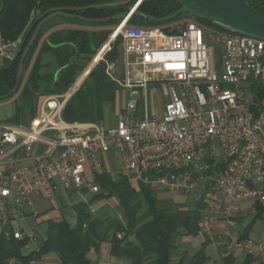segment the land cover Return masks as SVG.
Wrapping results in <instances>:
<instances>
[{"label": "built area", "instance_id": "built-area-1", "mask_svg": "<svg viewBox=\"0 0 264 264\" xmlns=\"http://www.w3.org/2000/svg\"><path fill=\"white\" fill-rule=\"evenodd\" d=\"M130 20L112 27L97 54L96 64L105 62L120 42L123 77L116 64L107 68L127 92L115 126L66 122L63 113L73 89L47 97L32 128L0 122L5 237L27 238V247L39 248L37 235L12 229L14 212L32 208L35 195L52 201L61 190L99 193L88 173L105 174L106 159L114 156L120 159V175L136 187L203 200L199 227L205 233H213L221 221L234 227L244 203L264 209V40L217 32L223 47L218 73L215 48L195 20L177 34ZM17 52L15 43L0 49L10 62ZM157 86L168 88L170 96L158 117L148 106ZM228 237L230 252L243 251L264 264L263 242Z\"/></svg>", "mask_w": 264, "mask_h": 264}, {"label": "trees", "instance_id": "trees-1", "mask_svg": "<svg viewBox=\"0 0 264 264\" xmlns=\"http://www.w3.org/2000/svg\"><path fill=\"white\" fill-rule=\"evenodd\" d=\"M115 0H0V32L4 43H16L22 39L14 61L0 70V96L8 94L14 87L20 56L38 24L51 13L60 11L83 16L89 19H103L128 12L137 0H124V4L110 6ZM251 7L264 14V2H254ZM180 9L174 0H143L138 8L142 14L163 19L170 17ZM190 15H182L175 20L157 24L145 19L132 17V25L161 27L165 32L177 34L180 31L169 26L183 21ZM195 21L212 27L220 32L232 34L216 25L198 18ZM80 22V21H77ZM83 23V22H80ZM109 24H89L94 27H109ZM110 32L88 33L71 32L64 40L54 38L46 41L45 49L54 50L59 57V74L42 77L35 64L29 79L26 93L52 95L67 91L78 74L108 39ZM235 35V34H232ZM41 40V33L32 48L24 71L29 68L31 58ZM120 44V42H118ZM117 43V44H118ZM114 52L108 57L115 59ZM98 58L95 59V64ZM92 67L88 70L90 71ZM106 65L100 63L89 75L80 90L67 103L63 118L66 122H103L107 106L116 103L118 89L106 76ZM99 193L94 194L89 203H80L75 207V224L63 218L60 221H48L47 229L40 238L38 251L24 255L28 246L27 238L17 240L14 236L5 237L0 233V264H30L50 253L58 255L61 264H92L87 255L104 242L111 243L112 255L127 258L130 264H204L205 247L189 256L180 253L178 240L196 237L202 233L199 221L206 204L203 200L195 204H178L171 200L159 201L158 191L152 188L136 187L127 179L103 174L96 177ZM115 199L122 211L121 216L93 213L91 206L97 202ZM145 207L147 210L141 213ZM255 217L245 229L240 241L249 240V236L258 219L264 214L259 205L254 206ZM122 235L119 239L118 235ZM252 259L251 257H249Z\"/></svg>", "mask_w": 264, "mask_h": 264}, {"label": "crops", "instance_id": "crops-1", "mask_svg": "<svg viewBox=\"0 0 264 264\" xmlns=\"http://www.w3.org/2000/svg\"><path fill=\"white\" fill-rule=\"evenodd\" d=\"M105 27H94L87 24H83L77 21L57 18L50 21L41 31V40L36 47L34 54L31 58L29 68L24 71L23 75V83L19 88L18 93L5 101H0V122L4 123H13L17 125L24 126L26 128H32L38 121L39 110L41 109L45 99L47 97H61L68 93L73 89L79 91L82 85L85 83L89 75L93 72V70L101 63L95 65V59H99L100 56L94 58L95 55L87 62L84 66L83 70L78 74L74 84L67 89V91L52 94V95H40V94H31L26 93V89L28 87V79L29 76L35 66V64L39 65L38 73L42 77L53 76L55 80L58 78L60 64L59 57L57 52L54 50L45 49L46 41L54 38L56 41L64 40L67 38L71 32H88V33H100L104 32ZM53 40V39H52ZM22 39L15 43L16 50H19ZM4 40L0 32V49L4 46ZM114 52L117 53V56L113 60H109L108 57L111 56ZM9 60L5 58L4 55L0 54V70L7 68ZM106 74L108 65L116 64L117 73L120 74V77H123V64H122V49L121 47L118 49H114L112 53H110L106 57ZM92 69L88 71L90 68ZM116 86V85H115ZM118 89V87H117ZM72 92V93H73ZM69 94V97L72 95ZM117 98L120 100H124V104L127 99V92L121 89H118ZM116 98V100H117ZM61 100V99H60ZM122 105V106H123ZM107 110L105 113V120L108 119ZM104 120V121H105ZM78 123V122H71ZM80 123H98V122H80ZM102 125L106 127H113L112 124H116V122L111 124H104L100 122ZM99 123V124H100ZM29 162V161H28ZM120 163V159L117 156H114V160L112 161L110 157L106 159L105 162V174H109L112 177H115V173L117 170V164ZM31 164V162L27 163ZM88 178L90 180H94L96 182V178L92 173H88ZM85 194V193H84ZM83 193H79L76 190H61L57 194L56 198L52 201L44 200L40 196H33L32 203L33 207L37 210H33L32 208L24 210L22 213L14 212L11 217V225L12 229L20 230L25 234L36 233L42 230L43 233L47 229V222L52 221H60L63 218L68 220L70 223L75 224V207L80 203H89L87 200L91 201L94 194L88 193L84 196ZM90 195H93L91 199ZM158 196H164L167 200H171L178 204H183L185 202H189L191 200V196H187L183 193H175V194H166L158 192ZM161 198V197H159ZM163 198V197H162ZM41 202H49V205H41ZM247 204V206H245ZM253 209L254 215L256 214L254 205L252 203H244L242 205L241 212L246 209ZM35 216H30L28 213H34ZM31 219L32 222H27L26 220ZM35 219V221H34ZM30 220V221H31ZM1 233V230H0ZM202 231L196 237H185L183 238L182 243H178V249L180 253L188 252L189 256H193L197 252H199L204 245L205 247V255L206 261L204 264H260L255 259H250L243 251H235L230 252L227 249V243L229 241L228 235L233 240H240V237L244 235L245 232L241 234L240 229H237L236 226L228 227L224 221L219 222L213 233L219 234L218 240L214 241L209 239ZM252 234V232H251ZM250 234V236H251ZM249 236V239L251 237ZM38 247H26L23 251V254L29 255L31 252L38 251ZM112 246L109 242H104L94 247L89 254L87 255L88 259L92 264H130L131 261L127 258H116L112 255ZM61 264L59 257L55 253H50L45 256H42L39 260L33 261L30 264ZM21 264V263H19Z\"/></svg>", "mask_w": 264, "mask_h": 264}, {"label": "water", "instance_id": "water-1", "mask_svg": "<svg viewBox=\"0 0 264 264\" xmlns=\"http://www.w3.org/2000/svg\"><path fill=\"white\" fill-rule=\"evenodd\" d=\"M143 0H137L133 7L125 13L114 17L103 19H89L83 16L68 14L64 12H54L45 17L36 27L23 50L16 75L13 89L6 95L0 96V101L14 97L23 83L25 62L34 47L42 29L52 20L63 18L73 21H80L89 24H109L120 22L132 17L145 19L152 23H168L179 16L190 15L213 25H216L232 34L264 40V14L250 6L254 2H264V0H174L180 9L170 17L159 19L142 14L138 8Z\"/></svg>", "mask_w": 264, "mask_h": 264}, {"label": "rangeland", "instance_id": "rangeland-1", "mask_svg": "<svg viewBox=\"0 0 264 264\" xmlns=\"http://www.w3.org/2000/svg\"><path fill=\"white\" fill-rule=\"evenodd\" d=\"M124 4V0H115L114 2H112L110 4V6H119V5H122ZM194 19L192 17H186L183 21H180V22H177V23H174L172 25L169 26V29L171 30H175V31H181L183 28H184V25L190 21H193ZM197 22V21H196ZM199 23V22H197ZM202 28L204 29L205 33L208 35V43L210 46H213L215 48V51H216V61H217V70H218V73L220 72V65H219V62H220V55L222 54V45H218L217 41H216V35H217V32H219L218 30L212 28V27H209L205 24H202V23H199ZM115 25H112V26H109V27H105L104 28V32H110V30L112 29V27H114ZM140 27H148L147 25H139ZM106 42V41H105ZM104 42V43H105ZM104 43L102 44V46L104 45ZM101 46V47H102ZM100 47V48H101ZM120 44L116 43L113 45V50L112 52L114 51V49H118L120 48ZM100 48L97 50L96 52V55L95 57L97 56ZM111 52V53H112ZM94 57V58H95ZM105 61H106V58H105ZM103 64H105V62H101ZM87 64V63H86ZM84 64V65H86ZM106 65V64H105ZM106 74V73H105ZM106 76L108 77L109 81L114 83L116 85V87L119 88V86L113 82L111 80V78L106 74ZM78 91L76 90L75 93L71 96V98L69 99V101L74 97V95L77 93ZM169 99H170V96H169V91H168V88H164V87H161V86H157L155 88L152 89V91L150 92L149 94V103H148V106H149V110L151 113H153L155 116H161L163 111H164V108H165V104L167 102H169ZM124 100H120L117 98L116 100V103L114 105H109L107 106V115H108V119H106L105 121H103L104 124H111V123H115L116 122V119H117V116L118 114L121 112V110L123 109L124 107ZM67 105V104H66ZM123 105V106H122ZM66 108V106H65ZM65 111V109H64ZM80 124V122H78ZM101 124V123H100ZM111 126H114V124H112ZM117 165V170H116V173H115V177H121L120 175V163H116ZM84 194V193H83ZM87 195L86 193L84 194V196ZM93 195H90V198H92ZM158 199L159 201L163 202V201H167V198L164 197V196H158ZM161 197V198H159ZM163 197V198H162ZM191 200L189 202H185V203H189V204H195L196 202V199L194 196H191ZM87 202H90L89 200H87ZM49 202H41L40 204L41 205H49L48 204ZM183 203V204H185ZM38 202L36 203V208L38 207L37 206ZM247 206V204L245 205ZM36 208H32L33 210H37ZM91 210L93 213H100V215H112V216H118L120 217L121 216V210L120 208L118 207V203L115 199H111V200H108V201H103V202H97L96 204H94L93 206H91ZM147 209L145 207H143V209L141 210V213H144ZM28 215L30 216H35V212L34 213H28ZM255 215H254V211L253 209H246L245 211L243 212H240L234 219V222H235V226L237 229H240V232L241 234L243 232H245V229L248 227L249 224H251V222L253 221ZM31 219H28L26 220L27 222H32V220L30 221ZM35 221V219H34ZM43 231H40V232H36L35 235H37L40 238H42V235H43ZM34 234V233H33ZM205 234V233H204ZM205 236H207L209 239L211 240H218V237H219V234H214V233H209V234H205ZM251 239L249 240H254V241H261L264 243V214L262 215V217L260 219H258L255 223V226L252 230V234H251ZM41 240V239H40ZM183 242V238L179 239L178 240V243H182ZM218 242H220V240H218Z\"/></svg>", "mask_w": 264, "mask_h": 264}]
</instances>
